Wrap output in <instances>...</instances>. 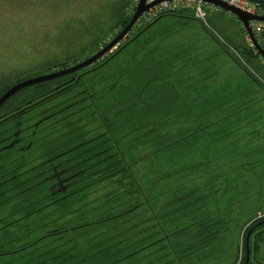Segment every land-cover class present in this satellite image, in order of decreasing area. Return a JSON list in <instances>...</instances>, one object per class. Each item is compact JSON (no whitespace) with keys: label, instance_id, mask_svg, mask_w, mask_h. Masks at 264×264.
<instances>
[{"label":"trees","instance_id":"obj_1","mask_svg":"<svg viewBox=\"0 0 264 264\" xmlns=\"http://www.w3.org/2000/svg\"><path fill=\"white\" fill-rule=\"evenodd\" d=\"M190 19L196 20L186 9L161 14L138 30V35L135 33L136 37L104 65L84 73L69 91L50 100L60 98L58 103L47 106L51 112L60 110L52 118L58 123L47 130L44 122L38 138L46 139V145L52 148L69 150L67 167L73 176L70 188L74 189H70L72 194L65 207L53 206L44 211L59 212L47 216V225L37 217V232H30V227L13 235V247L8 252H15L7 258L24 259L19 264H28L25 259L34 258L38 250L42 252L40 259H52L58 249L53 243L58 241L55 234L37 237L42 230L60 228L65 219L80 216L94 204L101 206L113 189L139 196L145 187L143 170L149 171L150 165L174 168L210 160L211 141L225 142L232 135L236 141L250 135L251 141L255 133L264 131V119L255 132L242 121L244 117L253 120L251 107L258 98L255 94L264 85L228 44L200 22L206 35L195 32L176 38ZM234 49L264 76L259 53L250 46ZM48 93L49 87L39 88L30 91L29 97L39 99ZM162 126L167 128L162 130ZM233 179L227 171L198 168L172 182L150 208L149 225L138 233L156 227L174 233L170 242L181 264L219 260L224 255L222 248L233 217L241 207L246 211L247 206H252L227 194V184ZM35 186L34 193L39 191L38 198L41 195L46 200L44 189ZM30 194L33 191L27 196ZM70 202L77 205L75 209ZM254 218L250 217L246 221L249 224L242 228H251L263 219ZM25 220L22 221L31 226L32 221ZM103 232L101 236H106L101 240L102 248L104 244L113 245L119 258H132L131 252L141 246L138 233L115 240ZM126 240L129 243H123ZM70 248L77 252L76 245ZM133 258L138 260L141 255Z\"/></svg>","mask_w":264,"mask_h":264},{"label":"rangeland","instance_id":"obj_2","mask_svg":"<svg viewBox=\"0 0 264 264\" xmlns=\"http://www.w3.org/2000/svg\"><path fill=\"white\" fill-rule=\"evenodd\" d=\"M135 9L136 0H0V89L19 80L72 67L90 58L111 42L131 19ZM222 12L209 15L211 27L219 32L229 47L250 46L245 36L246 30L237 16L224 9ZM146 25L138 19L130 32L101 58L82 70L55 79L63 84L72 80L78 82L84 73H90L104 65L111 55L136 37L134 34ZM184 25L187 28L179 30L176 38L195 32L206 35V31L194 19L188 20ZM229 59L232 63L235 62L230 56ZM243 60L246 62V58L243 57ZM82 71L83 74L76 78ZM258 90L255 94L258 102L255 101L251 107L253 120L244 116L242 120L249 123L248 129H254V132L259 130L264 119V89L258 87ZM59 100L60 98L53 99L48 104L54 105ZM54 120L46 121L47 130L56 126L58 122ZM161 128L163 130L167 127ZM250 137L249 135L236 141L235 135H232L225 142L211 141L210 160H198L174 168L150 165L149 171L143 170L142 182L145 187L139 196H127L111 187L113 192L109 199H105L104 204H94L80 216L69 217L60 228L81 226L83 229L78 230L73 237L92 228H101L97 232L108 231L107 236H113L112 239L115 240L121 239L149 225L147 218L151 215L150 208L155 206V200L161 194L167 192L172 182L198 168L227 171L234 178L227 184V194L235 195V200H241V204L251 203L252 206H247L246 211H242L241 207L233 217L222 248L224 255L219 260H211L205 264H232L238 244L245 240L247 227H242L245 223L249 224L246 221L250 217L257 218L260 213H264V131L255 133L251 141ZM94 232L87 236L94 237L98 234ZM46 233L42 230L37 237H44ZM105 236L104 234L101 238ZM55 238V242H58L53 244H59L64 238L63 233L55 234ZM136 264L157 263H148L147 258H142Z\"/></svg>","mask_w":264,"mask_h":264},{"label":"flooded vegetation","instance_id":"obj_3","mask_svg":"<svg viewBox=\"0 0 264 264\" xmlns=\"http://www.w3.org/2000/svg\"><path fill=\"white\" fill-rule=\"evenodd\" d=\"M82 74L83 71L79 72L76 78ZM80 79L81 77H79ZM55 80L58 79L51 81ZM51 81L34 84L19 91L0 107V264H19L24 260L7 258L8 255L11 256L15 252L11 250L8 252V249L13 247L12 241L15 237L13 235L30 229V227V232L34 233L37 230V217L42 218L44 224L47 225L48 221H45L48 219L47 216L50 217L59 212L52 210L46 213L44 211L53 206L65 207V201L70 199L71 191L74 189H71L73 176H70L72 173L67 167L71 160L67 156L69 150L52 148L46 145V139L42 141L38 138V130L41 129L43 123L51 120L60 111L51 112L47 107V102L53 97L69 91L75 85L73 80L64 84L59 82L51 84L49 83ZM13 85L0 89V96ZM44 87H49L50 93L39 99L29 97L30 91ZM35 185H40V188L44 189L46 200L42 199L45 197L41 195L38 198L39 191L34 193ZM31 191L33 194L27 196V193ZM44 202L46 204L43 205ZM70 203L75 209L77 205L73 202ZM23 218L24 221L30 219L31 226L27 225V222H23ZM74 228L71 230L70 228L48 227L44 238L58 233H63L64 236L60 240L61 242L56 245L58 249L51 255L53 258L44 261L40 259L42 252L36 250L34 258L25 259L27 263L136 264L142 258H147L148 263L181 264L180 256L174 252V245L170 242L174 233H165L167 230L164 228L145 229L140 234L136 232L126 236L125 238L138 233L136 238L141 241L138 251L129 254L132 258H119L118 249L111 244L108 246L104 244L102 248L103 243L100 236L104 232H97L101 228H92V230L79 233L76 237L77 244L73 243L75 241L73 236L78 230L83 229L79 227L74 230ZM251 228H246L244 243L238 244L232 264H264V226L249 234ZM94 231L98 234L94 237L87 236ZM107 232L105 231V233ZM71 245L77 246L76 253L70 248ZM140 253L142 254L141 258L134 260L133 257L139 256ZM51 260L53 261L51 262Z\"/></svg>","mask_w":264,"mask_h":264},{"label":"built area","instance_id":"obj_4","mask_svg":"<svg viewBox=\"0 0 264 264\" xmlns=\"http://www.w3.org/2000/svg\"><path fill=\"white\" fill-rule=\"evenodd\" d=\"M139 1L140 0H136V6L138 5ZM154 1L156 0H146V3H152ZM217 1L224 2L250 15L264 16V0H217ZM180 9L189 10L192 13L193 17L198 22L203 24L205 27L209 28L221 41L225 42L222 36L219 34V32L215 31L211 27V24L209 22V15H211V13L222 12L221 7L211 2H206L203 0H162L158 4L151 7L149 10H147L139 18V20H141L144 24H149L165 12L177 11ZM250 26L257 40L264 48V41L262 39V33L264 32V21L250 20ZM245 36L247 41L249 42L250 47L254 49L255 52L259 53L255 48L250 38V35L248 34L247 31H245ZM230 49L237 54V56L244 62V64L251 70V72L258 77V79L264 85V76L257 73L250 65H248L243 60L241 55L234 48H232V46H230ZM259 56H260V63L264 66V57H262L260 54ZM261 218H264V213H260L259 216H257V219H261Z\"/></svg>","mask_w":264,"mask_h":264},{"label":"water","instance_id":"obj_5","mask_svg":"<svg viewBox=\"0 0 264 264\" xmlns=\"http://www.w3.org/2000/svg\"><path fill=\"white\" fill-rule=\"evenodd\" d=\"M161 1L162 0H156L152 3H146V0H140L138 5L136 6V9L134 11L133 16L127 22V24L120 30V32L116 36H114V38L111 40V42H109L105 47H103L101 50H99L96 54H94L90 58H88V59H86V60H84V61H82V62H80V63H78L72 67L62 69V70H59L56 72H52L50 74H45V75H41V76H37V77H33V78L24 79V80H21V81L15 83L13 86L8 88L0 96V107L9 98H11L13 95H15L16 93H18L19 91H21L27 87H30L34 84L42 83L45 81L53 80L55 78H58V77H61V76H64V75H67V74H70L73 72H77V71L82 70V69L86 68L87 66L91 65L96 60L101 58L104 54H106L108 51H110L117 43H119L130 32V30L133 28V26L135 25L137 20L147 10H149L151 7H153L154 5L158 4ZM203 1L214 3V4L218 5L219 7H221L222 9L227 10V11L231 12L232 14H234L235 16H237L239 21L243 24L245 30L250 35V38H251L255 48L257 49L259 54L262 57H264V48L262 47V45L257 40V38H256L255 34L253 33L251 26H250V20L264 21V16L250 15V14H248V13H246V12H244L238 8H235L233 6H230L224 2H220L217 0H203ZM261 226H264V220L255 224L251 228V230L249 231V234Z\"/></svg>","mask_w":264,"mask_h":264},{"label":"crops","instance_id":"obj_6","mask_svg":"<svg viewBox=\"0 0 264 264\" xmlns=\"http://www.w3.org/2000/svg\"><path fill=\"white\" fill-rule=\"evenodd\" d=\"M221 13V12H220ZM215 14H217V13H215ZM211 17V16H210Z\"/></svg>","mask_w":264,"mask_h":264},{"label":"bare ground","instance_id":"obj_7","mask_svg":"<svg viewBox=\"0 0 264 264\" xmlns=\"http://www.w3.org/2000/svg\"><path fill=\"white\" fill-rule=\"evenodd\" d=\"M155 23V22H154Z\"/></svg>","mask_w":264,"mask_h":264}]
</instances>
